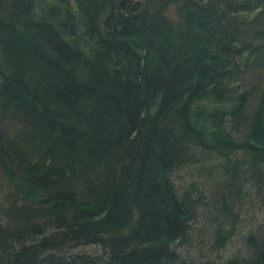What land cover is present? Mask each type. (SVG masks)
<instances>
[{"label":"trees","instance_id":"trees-1","mask_svg":"<svg viewBox=\"0 0 264 264\" xmlns=\"http://www.w3.org/2000/svg\"><path fill=\"white\" fill-rule=\"evenodd\" d=\"M211 258L264 264V0H0V264Z\"/></svg>","mask_w":264,"mask_h":264},{"label":"rangeland","instance_id":"rangeland-1","mask_svg":"<svg viewBox=\"0 0 264 264\" xmlns=\"http://www.w3.org/2000/svg\"><path fill=\"white\" fill-rule=\"evenodd\" d=\"M46 1H50V0H46ZM186 173H184V172H181L180 173V177H183V175H185ZM256 219V221H260L261 220V215H259L258 214V212H256L255 214H254V216L248 221V223H247V226H249L250 224H251V222H253V220H255ZM239 228V227H238ZM238 228L235 230L237 233H238ZM238 239V238H237ZM237 241H240V239H238ZM203 242H205V241H203ZM206 246H208V245H206ZM239 246V244H234V246H232V247H228L227 248V251H225V253H222L221 254V257H226V256H228V255H231V254H233V253H235L237 250H238V247ZM183 251H185L184 250V247L183 248H181ZM211 259H213V261H214V264H218L217 263V261H215L214 260V258H211Z\"/></svg>","mask_w":264,"mask_h":264}]
</instances>
